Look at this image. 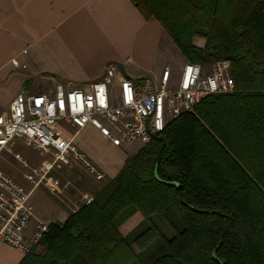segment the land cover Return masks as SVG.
I'll return each mask as SVG.
<instances>
[{
  "label": "trees",
  "instance_id": "1",
  "mask_svg": "<svg viewBox=\"0 0 264 264\" xmlns=\"http://www.w3.org/2000/svg\"><path fill=\"white\" fill-rule=\"evenodd\" d=\"M130 1L204 72L229 62L234 90L167 123L19 264H264V0Z\"/></svg>",
  "mask_w": 264,
  "mask_h": 264
},
{
  "label": "built area",
  "instance_id": "2",
  "mask_svg": "<svg viewBox=\"0 0 264 264\" xmlns=\"http://www.w3.org/2000/svg\"><path fill=\"white\" fill-rule=\"evenodd\" d=\"M12 64L19 68L16 60ZM232 91L227 61L214 63L208 72L199 64L185 63L175 79L165 68L157 78L138 80L123 76L119 65L108 63L96 82L57 86L53 93H17L9 110L0 113V154L14 147V140H23L33 151L51 153L53 162L43 163L42 177L54 167L76 165L99 182L103 173L62 135L59 122L76 129L91 127L115 147L135 141L146 145L164 131L167 123L192 111L205 97ZM26 178L33 182L29 175ZM46 187L52 194L63 193L57 179L47 178ZM81 200L88 206L94 197L85 195ZM79 208H73L72 213ZM32 218L28 195L0 170V243L24 255L30 252L48 229L47 224L37 221L26 234Z\"/></svg>",
  "mask_w": 264,
  "mask_h": 264
},
{
  "label": "crops",
  "instance_id": "3",
  "mask_svg": "<svg viewBox=\"0 0 264 264\" xmlns=\"http://www.w3.org/2000/svg\"><path fill=\"white\" fill-rule=\"evenodd\" d=\"M170 41L159 23L146 21L130 0H0V91L10 87L0 113L9 110L18 92L48 87L43 89L53 93L57 86L99 81L108 63L119 65L123 76L133 80L157 78L169 67L168 60L178 57L174 44V49H161ZM194 44L203 48L204 40L194 39ZM71 128L62 135L105 179H113L141 148L127 151L91 127ZM32 228L30 224L26 234ZM23 258L20 251L0 243V264H19Z\"/></svg>",
  "mask_w": 264,
  "mask_h": 264
},
{
  "label": "rangeland",
  "instance_id": "4",
  "mask_svg": "<svg viewBox=\"0 0 264 264\" xmlns=\"http://www.w3.org/2000/svg\"><path fill=\"white\" fill-rule=\"evenodd\" d=\"M166 37L168 40H171L167 34ZM196 39L201 40V38ZM174 47L176 48L175 45ZM174 47L172 42H168V44L163 45L161 44V49H174ZM196 47L200 48L198 46ZM175 56L178 57L168 60L169 67H165L170 69L173 79L177 78L185 63H191L188 62L179 52ZM1 88L0 106L1 108H5L10 87L3 86ZM43 88H33L32 93L49 91L48 89ZM194 111L195 108L188 113H192ZM58 125L60 126V131L62 132L73 131L70 125L62 122H59ZM125 145L126 144H124L122 147H125L127 151H134L143 146V144L139 141H135L132 144H127V146ZM23 162H26L27 166H25ZM44 162H53L51 153L49 154L33 151L24 144L23 140H14V147H11L7 151H3L0 154L1 172L4 175L10 177L16 184L22 187L25 193L28 195L29 204L33 209V218L29 225H34L37 221H41L47 225L52 222H64L69 216L70 212L72 213L73 208L81 207L83 205L81 200L82 197L85 195L94 196V194L102 188V183L106 180L104 176V178L98 182L94 180L93 177L88 176L76 165H72L71 167H62L60 169L54 167L45 175V177H42L44 174V169L42 167ZM28 175L31 177L33 182H30V180L26 178ZM47 178L57 179L63 188V193L60 195L52 194L46 187ZM136 214H138L137 218L133 219L131 217L125 222L121 230L123 236L124 234L127 235L133 231L142 221L141 214ZM159 225L161 227V231L170 237L171 234L169 230L163 224L159 223ZM134 250L137 251L136 248H134Z\"/></svg>",
  "mask_w": 264,
  "mask_h": 264
}]
</instances>
